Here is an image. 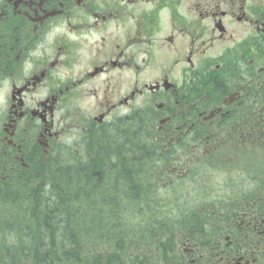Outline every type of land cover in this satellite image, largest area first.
I'll list each match as a JSON object with an SVG mask.
<instances>
[{
  "label": "flooded vegetation",
  "instance_id": "flooded-vegetation-1",
  "mask_svg": "<svg viewBox=\"0 0 264 264\" xmlns=\"http://www.w3.org/2000/svg\"><path fill=\"white\" fill-rule=\"evenodd\" d=\"M136 120L196 203L154 262L264 264V0H0L2 167Z\"/></svg>",
  "mask_w": 264,
  "mask_h": 264
},
{
  "label": "trees",
  "instance_id": "trees-1",
  "mask_svg": "<svg viewBox=\"0 0 264 264\" xmlns=\"http://www.w3.org/2000/svg\"><path fill=\"white\" fill-rule=\"evenodd\" d=\"M146 123L123 122L87 146L2 167L0 264H157L175 259L186 210L159 196L161 160ZM127 210V211H126Z\"/></svg>",
  "mask_w": 264,
  "mask_h": 264
},
{
  "label": "rangeland",
  "instance_id": "rangeland-1",
  "mask_svg": "<svg viewBox=\"0 0 264 264\" xmlns=\"http://www.w3.org/2000/svg\"><path fill=\"white\" fill-rule=\"evenodd\" d=\"M78 145V144H77ZM75 146V145H74ZM82 146H78V148H81ZM76 147L73 148L76 149ZM181 186V187H180ZM175 185L173 188H166L164 190H159V198L161 200H167L170 202V206H167L166 209H170L172 213H177L179 203H183V206H185L187 209L190 208V206H194L196 203L193 202H186L180 191L182 192L184 190V186ZM183 187V188H182Z\"/></svg>",
  "mask_w": 264,
  "mask_h": 264
},
{
  "label": "bare ground",
  "instance_id": "bare-ground-1",
  "mask_svg": "<svg viewBox=\"0 0 264 264\" xmlns=\"http://www.w3.org/2000/svg\"><path fill=\"white\" fill-rule=\"evenodd\" d=\"M127 211V210H126Z\"/></svg>",
  "mask_w": 264,
  "mask_h": 264
}]
</instances>
